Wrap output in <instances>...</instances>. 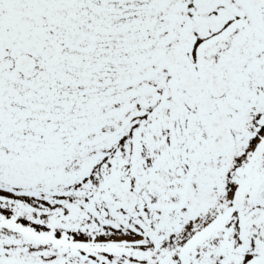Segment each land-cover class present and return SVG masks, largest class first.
<instances>
[{
	"label": "snow or ice",
	"instance_id": "obj_1",
	"mask_svg": "<svg viewBox=\"0 0 264 264\" xmlns=\"http://www.w3.org/2000/svg\"><path fill=\"white\" fill-rule=\"evenodd\" d=\"M0 264H264V0H0Z\"/></svg>",
	"mask_w": 264,
	"mask_h": 264
}]
</instances>
